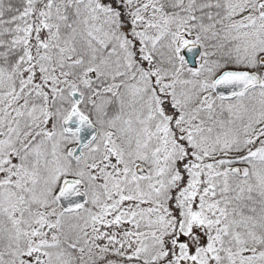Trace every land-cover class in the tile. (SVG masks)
<instances>
[{
    "label": "snow or ice",
    "instance_id": "snow-or-ice-1",
    "mask_svg": "<svg viewBox=\"0 0 264 264\" xmlns=\"http://www.w3.org/2000/svg\"><path fill=\"white\" fill-rule=\"evenodd\" d=\"M0 264H264V0H0Z\"/></svg>",
    "mask_w": 264,
    "mask_h": 264
}]
</instances>
